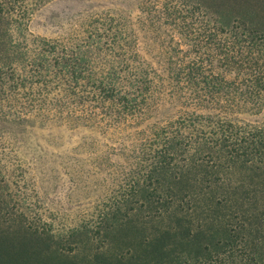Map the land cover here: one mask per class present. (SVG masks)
I'll list each match as a JSON object with an SVG mask.
<instances>
[{"label":"trees","instance_id":"16d2710c","mask_svg":"<svg viewBox=\"0 0 264 264\" xmlns=\"http://www.w3.org/2000/svg\"><path fill=\"white\" fill-rule=\"evenodd\" d=\"M51 1L0 0V264H264V0H81L33 32ZM48 126L106 141L80 221L28 212L17 144Z\"/></svg>","mask_w":264,"mask_h":264},{"label":"rangeland","instance_id":"374dc122","mask_svg":"<svg viewBox=\"0 0 264 264\" xmlns=\"http://www.w3.org/2000/svg\"><path fill=\"white\" fill-rule=\"evenodd\" d=\"M83 7L81 0H53L34 16L31 30L50 34L66 14ZM263 117L264 114L245 118L253 121ZM17 149L29 168L27 179L34 187L29 201L36 206L32 205L28 212L31 215L33 211L39 212L44 221L66 224L80 221L109 191L106 172L92 173L99 167L95 154L107 149L106 141L88 128H35L26 142L17 144Z\"/></svg>","mask_w":264,"mask_h":264}]
</instances>
